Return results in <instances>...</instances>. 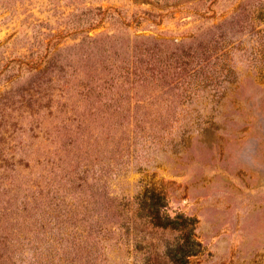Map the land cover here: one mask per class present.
I'll list each match as a JSON object with an SVG mask.
<instances>
[{"label":"rangeland","instance_id":"374dc122","mask_svg":"<svg viewBox=\"0 0 264 264\" xmlns=\"http://www.w3.org/2000/svg\"><path fill=\"white\" fill-rule=\"evenodd\" d=\"M264 264V0H0V264Z\"/></svg>","mask_w":264,"mask_h":264},{"label":"trees","instance_id":"16d2710c","mask_svg":"<svg viewBox=\"0 0 264 264\" xmlns=\"http://www.w3.org/2000/svg\"><path fill=\"white\" fill-rule=\"evenodd\" d=\"M150 193L152 203L149 206V214L147 215L151 220L149 224L156 230H174L180 232V236L175 244L176 249L173 254V263L187 264V258L194 255L199 246L192 238V221L188 222L178 215L172 219L168 214L162 212L165 207L162 197L152 190Z\"/></svg>","mask_w":264,"mask_h":264}]
</instances>
